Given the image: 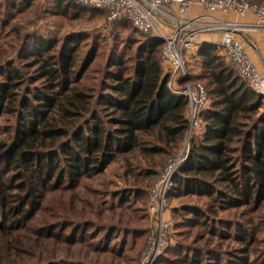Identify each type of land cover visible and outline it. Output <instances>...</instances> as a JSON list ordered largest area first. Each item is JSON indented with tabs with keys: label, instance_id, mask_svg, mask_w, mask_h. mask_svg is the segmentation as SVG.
<instances>
[{
	"label": "trees",
	"instance_id": "trees-1",
	"mask_svg": "<svg viewBox=\"0 0 264 264\" xmlns=\"http://www.w3.org/2000/svg\"><path fill=\"white\" fill-rule=\"evenodd\" d=\"M51 1L62 16L101 10L76 0ZM16 3L30 5L31 0L6 3L1 26L10 9L19 10ZM115 21L132 26L124 17ZM132 28L140 37L130 33L111 51L93 78L97 85L85 81L99 53L93 46L81 55L80 34L62 41L35 39L27 53H19L33 67L29 78L13 61L0 71V115L14 118L11 135L0 141V264H86L80 254L70 253L77 245L122 258L123 244L110 248L105 243L115 232L113 224L103 244L92 242L106 226L99 208L80 198L76 188L118 163L126 176L136 177L130 181L133 188L114 193L118 207L130 201L131 193L143 195L140 183L160 175L189 128L188 99L167 86L162 40ZM12 30L20 38L19 30ZM197 54L203 69L197 77L205 81L209 100L166 196L208 199L205 208L187 204L173 209V215H182L175 222L180 234L179 228H196L199 240L219 234L214 223L218 210L249 207L254 212L264 202V96L236 73L216 44H201ZM126 208L118 214L120 223L123 215L129 219ZM126 227L125 234L139 231ZM249 228L237 234L243 248L224 260L209 243L198 246L179 238L154 264H252L249 247L256 236Z\"/></svg>",
	"mask_w": 264,
	"mask_h": 264
},
{
	"label": "rangeland",
	"instance_id": "rangeland-1",
	"mask_svg": "<svg viewBox=\"0 0 264 264\" xmlns=\"http://www.w3.org/2000/svg\"><path fill=\"white\" fill-rule=\"evenodd\" d=\"M10 1L11 0H0V14L4 12L5 6L10 4ZM17 6L19 10L15 11L14 7L10 9V12H12L11 15L4 19L5 24L3 26L0 25V71L7 68L10 62L13 61L21 68L25 78H29L35 73L33 67L29 66L30 64H24L26 59L21 58L19 53H27L28 47L36 40L56 39L62 41L71 34H80L81 55L93 46L97 48V52L99 53V57L96 58V61L91 65L88 72L90 79L85 81L87 84L97 85V80H93V78L98 77V70L105 66V58L111 51L119 49L125 43V39L130 33L140 37V34L135 33L136 31H134L130 24L129 26L122 27V25L116 21L113 22L114 20H109L105 10L83 12L78 16H62L56 13L51 0H31L30 5L16 3L15 8ZM14 28L19 30L20 38L19 35L13 34L12 29ZM24 36V43H20ZM217 47L218 53L223 56L224 60L230 64L238 74L234 64L225 55L221 47L219 45H217ZM193 52L194 49L184 53V61L186 63L185 77L189 78L184 83L179 82L180 77H183L181 74L173 72L163 60L161 61L163 71L168 76L171 87L181 88L188 82L191 84H205L204 80L197 77L203 71L201 67V58L198 56L197 52ZM260 73L264 74L262 72ZM13 121L14 118L11 115H0V141H2L3 138L8 139V136L11 135L9 126ZM196 131H200L199 128H197ZM182 148H189V130L181 143V147L175 154L179 153ZM165 162L167 163L168 160ZM161 173L158 177H155L156 179L154 178L150 182L147 179L140 183V186L144 187L143 190L145 193L137 197L131 193L130 201L122 204L120 207H118V195L114 193L121 192L125 188H133V183L130 181L136 180V177L126 176L119 164L113 163L109 165L103 173L84 179L81 185L76 188L75 193L78 194L80 198L92 201V203L99 208L102 219L101 224L103 227L106 226L105 229L99 231L97 237L92 242L103 244L104 236L106 232H109V228L113 224V226H115V232L105 243H108L110 248H117L123 244L125 251L122 258H118L115 254L106 251L95 252L92 247H90V249H82V247L77 245L70 250L71 255L80 254V256L84 258L86 264H137V259L138 264H140L139 260L141 253L147 247L150 241L149 238L151 236H156L157 221L155 214L150 211L149 196L153 189V185L160 178ZM207 200L205 196L196 195L164 197L163 215L169 218L172 223L170 230L167 232L168 241L166 248L171 244L175 246L179 238L182 240H190L198 246L207 245L205 244L206 242L209 243L207 247H211L218 251L220 260H224L228 258L232 252L240 250L238 248H243V243L237 240V234L242 230L243 226L249 225V232L253 230L256 236V241H253L249 247V260L253 263L264 264V202L260 204L254 212L250 211L249 207L218 210V215L214 223L219 230L217 232L219 234H205L204 239L197 240V237H195V234H199L197 233V229H188V227L186 229L179 228L180 230L183 229V233L180 234L175 227V222L180 220L182 215L178 211L173 215V209H180L187 204L205 208L204 203L207 202ZM126 206L129 207L125 209L129 214V219L126 218V215H123V222L120 223V221H118V214ZM111 207H113V209ZM220 220H223V222H216ZM126 226L136 228L139 230L136 231V233L141 232L140 235L131 232L125 234V230H127ZM92 228L93 227H90L89 230L91 231ZM228 253H230V255ZM58 254H60V252ZM171 262L172 261H168L166 263L162 261L159 264H171ZM177 264L187 263L180 260Z\"/></svg>",
	"mask_w": 264,
	"mask_h": 264
},
{
	"label": "built area",
	"instance_id": "built-area-1",
	"mask_svg": "<svg viewBox=\"0 0 264 264\" xmlns=\"http://www.w3.org/2000/svg\"><path fill=\"white\" fill-rule=\"evenodd\" d=\"M105 10L109 20L126 18L139 32L162 40V60L175 73L186 75L184 53L193 50L202 33L218 32L219 46L234 64L238 74L257 92L264 96V74H261L245 52L240 33L264 30V0L254 3L248 0H76ZM198 5L204 12L188 16L191 6ZM237 15L252 13L253 21L225 20L212 12ZM168 87L176 94L184 95L189 102V138L201 126V111L207 104L208 93L204 85L186 83L181 88ZM188 154V148L168 159L160 178L153 185L149 196L150 211L157 221L155 237L151 236L141 253L140 264H154L166 248L167 232L172 223L163 215L164 197L172 187L173 174Z\"/></svg>",
	"mask_w": 264,
	"mask_h": 264
},
{
	"label": "crops",
	"instance_id": "crops-1",
	"mask_svg": "<svg viewBox=\"0 0 264 264\" xmlns=\"http://www.w3.org/2000/svg\"><path fill=\"white\" fill-rule=\"evenodd\" d=\"M204 10L198 5H193L188 10V16L193 17ZM213 16L225 20H237V21H253L255 15L252 13H247L245 15H237L233 12L222 13V12H212ZM240 38L242 40L244 49L248 57L251 59L254 66L259 72L264 73V30H250L241 32ZM220 34L218 32L202 33L199 35V43L194 49L193 53L197 52L198 47L203 43H213L219 45Z\"/></svg>",
	"mask_w": 264,
	"mask_h": 264
}]
</instances>
